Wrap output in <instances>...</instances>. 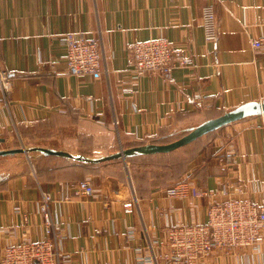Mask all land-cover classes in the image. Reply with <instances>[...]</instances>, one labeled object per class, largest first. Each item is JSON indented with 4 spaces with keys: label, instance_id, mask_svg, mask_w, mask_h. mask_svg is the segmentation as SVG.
<instances>
[{
    "label": "crops",
    "instance_id": "0c3cea01",
    "mask_svg": "<svg viewBox=\"0 0 264 264\" xmlns=\"http://www.w3.org/2000/svg\"><path fill=\"white\" fill-rule=\"evenodd\" d=\"M208 3L216 15L214 41L204 39L201 25ZM68 32L97 38L100 75L68 72ZM262 35L264 0H0V68L11 82L0 92V149L13 148L21 134L37 146L91 159L77 164L33 150L0 158V253L45 235L41 191L52 196L66 264L143 258L178 264L161 257L169 225L204 222L208 206L228 198L264 203V114L168 152L107 157L171 142L235 106L264 100V49L251 46ZM160 36L194 61L174 69L172 81L157 72L136 75L128 66L134 40ZM83 179L94 187L90 196L72 190ZM180 180L207 195H166ZM198 264H264V253L216 249Z\"/></svg>",
    "mask_w": 264,
    "mask_h": 264
},
{
    "label": "built area",
    "instance_id": "2783aa9c",
    "mask_svg": "<svg viewBox=\"0 0 264 264\" xmlns=\"http://www.w3.org/2000/svg\"><path fill=\"white\" fill-rule=\"evenodd\" d=\"M201 25L204 39L214 41L217 38L216 15L212 4L201 8ZM65 63L72 75H100L102 58L99 42L95 37L81 33H66ZM254 49H264V35L251 41ZM194 61L180 48L172 45L163 36L147 40H134L128 46V66L136 75L157 72L168 81H172V72L176 68L193 65ZM11 87L6 70L0 68V92L6 93ZM194 105L202 106L200 96H194ZM227 164L233 162L231 153L224 158ZM77 195L90 196L94 187L89 180L83 179L71 183ZM165 194L176 198H185L190 194L199 197L207 195L204 190H193L185 180H180L165 189ZM66 199H69L66 196ZM52 196L41 191L38 209L42 215L45 235L39 239H22L2 248L0 264H66L68 254L61 250L62 237L56 232L58 219L52 212ZM125 211L132 210V203L123 204ZM162 244L167 248L163 259L178 264H198L210 256L216 249L232 250L250 248L264 253V203L258 204L246 198H228L222 202H213L206 209V220L189 224L169 225ZM139 264H155L154 258L138 260Z\"/></svg>",
    "mask_w": 264,
    "mask_h": 264
},
{
    "label": "water",
    "instance_id": "95a60500",
    "mask_svg": "<svg viewBox=\"0 0 264 264\" xmlns=\"http://www.w3.org/2000/svg\"><path fill=\"white\" fill-rule=\"evenodd\" d=\"M258 114H264V100L244 102L238 106H235L232 109H229L221 113L220 115L216 117L205 120L204 122L198 124L194 128L189 129L181 137L171 142L149 143L145 145L126 148L115 154H111L110 156H107V157L114 158V157L128 156V155H134V154H139V153L140 154L141 153L151 154V153H159V152H168V151H171L179 146H182L194 140L195 138L207 132L219 129L222 126L229 124L233 121H237L242 118H246V117L254 116ZM0 140H2V138H0ZM32 150L39 151L47 155H58V156L76 158V159L91 160L81 155L74 156L65 150L47 148V147H42V146H35L31 148H26V149L22 147L4 148V149H0V155H7V154L18 153V152L27 153L28 151H32Z\"/></svg>",
    "mask_w": 264,
    "mask_h": 264
},
{
    "label": "rangeland",
    "instance_id": "374dc122",
    "mask_svg": "<svg viewBox=\"0 0 264 264\" xmlns=\"http://www.w3.org/2000/svg\"><path fill=\"white\" fill-rule=\"evenodd\" d=\"M215 130H213V131H210V132H208V133H206L205 135H203V136H206V135H209V134H213V132H214ZM186 132H184L183 134H185ZM183 134H177L176 136H175V138L174 139H177V138H179V137H181ZM33 135V134H32ZM202 136V135H201ZM35 146H37V145H35V140H33V139H26V138H23V136H21V134H20V136L19 135H17L16 136V138H14V141H13V143H11L10 144V146L9 147H22V148H24V149H26V148H31V147H35ZM22 152H18V153H13L15 156H20V154H21ZM23 154H24V152H23ZM27 154H28V152H27ZM6 156H8V154L7 155H0V158H6Z\"/></svg>",
    "mask_w": 264,
    "mask_h": 264
},
{
    "label": "trees",
    "instance_id": "16d2710c",
    "mask_svg": "<svg viewBox=\"0 0 264 264\" xmlns=\"http://www.w3.org/2000/svg\"><path fill=\"white\" fill-rule=\"evenodd\" d=\"M188 130H186L185 132H187ZM184 133V132H183ZM182 133V134H183ZM175 140V139H174ZM73 162L74 163H80V164H84V163H87V160H84V159H76V158H73Z\"/></svg>",
    "mask_w": 264,
    "mask_h": 264
}]
</instances>
